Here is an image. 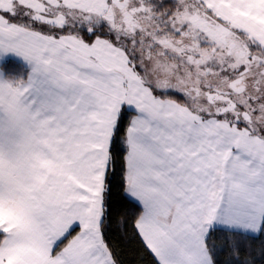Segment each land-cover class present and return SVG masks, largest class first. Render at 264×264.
<instances>
[{"label":"snow or ice","instance_id":"obj_1","mask_svg":"<svg viewBox=\"0 0 264 264\" xmlns=\"http://www.w3.org/2000/svg\"><path fill=\"white\" fill-rule=\"evenodd\" d=\"M145 254L264 264V0H0V264Z\"/></svg>","mask_w":264,"mask_h":264},{"label":"trees","instance_id":"obj_2","mask_svg":"<svg viewBox=\"0 0 264 264\" xmlns=\"http://www.w3.org/2000/svg\"><path fill=\"white\" fill-rule=\"evenodd\" d=\"M118 235H119L118 233H114L111 238L114 241H116V240H118ZM123 258L125 261H129V260L133 259V257H131L129 255H125ZM144 261H145V264H151V258L149 256H147L146 254L144 256Z\"/></svg>","mask_w":264,"mask_h":264}]
</instances>
